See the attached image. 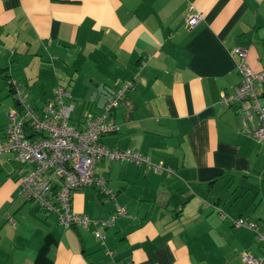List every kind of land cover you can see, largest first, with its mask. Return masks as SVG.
<instances>
[{"label": "crops", "instance_id": "crops-1", "mask_svg": "<svg viewBox=\"0 0 264 264\" xmlns=\"http://www.w3.org/2000/svg\"><path fill=\"white\" fill-rule=\"evenodd\" d=\"M193 13L202 19L191 28ZM236 47L247 50L253 71L264 69V0H0V141L16 107L9 77L33 101L65 86L79 117L99 112L132 79L114 111L119 130L101 141L174 169L96 164L115 199L84 187L72 207L91 218L108 217L115 200L126 207L103 246L92 225L65 227L57 213L25 200L18 162L0 157V264H243L242 252L260 255L253 231L232 224L243 216L264 228L257 120L239 103L219 102L240 81ZM261 91L264 104V80Z\"/></svg>", "mask_w": 264, "mask_h": 264}, {"label": "built area", "instance_id": "built-area-1", "mask_svg": "<svg viewBox=\"0 0 264 264\" xmlns=\"http://www.w3.org/2000/svg\"><path fill=\"white\" fill-rule=\"evenodd\" d=\"M202 14L187 17L189 27H195ZM239 56L240 81L234 91L221 92L219 102L226 106L239 103L244 116L254 117L257 125L251 134L258 141L264 140V104L261 102V84L264 69L255 72L247 62V50L236 47ZM54 56H50L53 60ZM54 72L56 73L54 67ZM13 93L16 107L7 112L8 122L5 137L0 141V157L11 154L18 162L15 170L20 182V194L46 211L58 214V222L65 226L94 227L98 242L105 246V230L111 228L116 219L127 214V209L118 201L106 218H91L76 212L72 207V194L84 187H96L107 199H115L114 191L104 177L95 173L96 164L105 158L109 161H128L139 167L170 175L174 169L162 162H153L148 156L134 148H110L101 141L103 135L117 132L114 111L134 87V80H122L113 94L101 106L99 112L85 111L82 122H71L75 109L71 92L63 85L53 87L52 97L33 101L29 90L20 81L6 79ZM219 216L226 214L218 210ZM264 221V209L261 218ZM236 228L253 231L261 245V254L244 251L243 264H264V228L252 218L239 216L232 220ZM106 253L113 252L108 247Z\"/></svg>", "mask_w": 264, "mask_h": 264}, {"label": "rangeland", "instance_id": "rangeland-1", "mask_svg": "<svg viewBox=\"0 0 264 264\" xmlns=\"http://www.w3.org/2000/svg\"><path fill=\"white\" fill-rule=\"evenodd\" d=\"M53 71H54V70H53ZM71 101H72L73 103H75V99L72 98ZM75 106H76V109H75V110L77 111V105H75ZM75 110H74V111L72 112V114H71V122H72V123H75V124H78L79 121H82V119H83V114H84V113L82 114V117H81V116L79 117V116H77V115L74 116V114H75ZM80 119H81V120H80Z\"/></svg>", "mask_w": 264, "mask_h": 264}]
</instances>
